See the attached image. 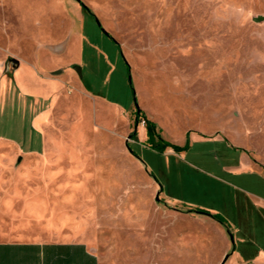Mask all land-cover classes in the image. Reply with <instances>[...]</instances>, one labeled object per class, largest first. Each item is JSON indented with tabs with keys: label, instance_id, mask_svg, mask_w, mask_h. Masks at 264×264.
Segmentation results:
<instances>
[{
	"label": "rangeland",
	"instance_id": "1",
	"mask_svg": "<svg viewBox=\"0 0 264 264\" xmlns=\"http://www.w3.org/2000/svg\"><path fill=\"white\" fill-rule=\"evenodd\" d=\"M79 1L0 0L2 239L264 264V0Z\"/></svg>",
	"mask_w": 264,
	"mask_h": 264
},
{
	"label": "crops",
	"instance_id": "2",
	"mask_svg": "<svg viewBox=\"0 0 264 264\" xmlns=\"http://www.w3.org/2000/svg\"><path fill=\"white\" fill-rule=\"evenodd\" d=\"M3 53L12 54L7 51ZM15 57L22 58L16 55ZM17 68L14 70V80L24 77L26 93L37 91L38 76L33 71L35 69L20 63ZM71 78L75 77L71 76ZM53 81L60 83L59 80L53 79ZM73 90L72 96L76 92V88L73 87ZM47 139H50L49 136ZM0 173H2V148H0ZM1 185L0 182V189ZM0 202H2L1 197ZM0 264H99V261L94 251L84 242L2 239V235H0Z\"/></svg>",
	"mask_w": 264,
	"mask_h": 264
},
{
	"label": "trees",
	"instance_id": "3",
	"mask_svg": "<svg viewBox=\"0 0 264 264\" xmlns=\"http://www.w3.org/2000/svg\"><path fill=\"white\" fill-rule=\"evenodd\" d=\"M80 5H81V8H82V10L83 11H85V12H87L88 14H90L91 16H93L91 13H90V11L82 4V3H80ZM142 121H144V120H142ZM141 120H140V115L138 114L137 115V120H136V122L138 123V122H142ZM145 122V124L147 125V126H149L148 125V122H146V121H144Z\"/></svg>",
	"mask_w": 264,
	"mask_h": 264
},
{
	"label": "water",
	"instance_id": "4",
	"mask_svg": "<svg viewBox=\"0 0 264 264\" xmlns=\"http://www.w3.org/2000/svg\"><path fill=\"white\" fill-rule=\"evenodd\" d=\"M79 1V0H78ZM80 2V1H79ZM97 22H98V24H99V21L97 20ZM12 62L15 64V67H18L19 66V61L18 60H16V59H12ZM231 240L233 241V238H232V236H231ZM227 258H228V256H226L225 257V259L223 260V263L222 264H224L225 263V261L227 260Z\"/></svg>",
	"mask_w": 264,
	"mask_h": 264
},
{
	"label": "built area",
	"instance_id": "5",
	"mask_svg": "<svg viewBox=\"0 0 264 264\" xmlns=\"http://www.w3.org/2000/svg\"><path fill=\"white\" fill-rule=\"evenodd\" d=\"M142 123H145L144 121H142Z\"/></svg>",
	"mask_w": 264,
	"mask_h": 264
}]
</instances>
